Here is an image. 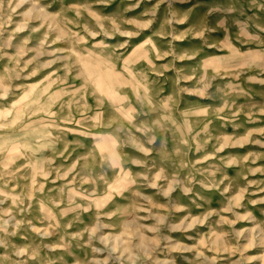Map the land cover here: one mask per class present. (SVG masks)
Returning a JSON list of instances; mask_svg holds the SVG:
<instances>
[{
  "label": "rangeland",
  "instance_id": "obj_1",
  "mask_svg": "<svg viewBox=\"0 0 264 264\" xmlns=\"http://www.w3.org/2000/svg\"><path fill=\"white\" fill-rule=\"evenodd\" d=\"M0 264H264V0H0Z\"/></svg>",
  "mask_w": 264,
  "mask_h": 264
}]
</instances>
